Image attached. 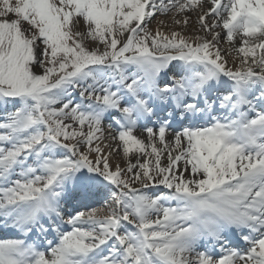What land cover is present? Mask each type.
Here are the masks:
<instances>
[{"label":"snow or ice","instance_id":"obj_1","mask_svg":"<svg viewBox=\"0 0 264 264\" xmlns=\"http://www.w3.org/2000/svg\"><path fill=\"white\" fill-rule=\"evenodd\" d=\"M0 229V264H264V0H0Z\"/></svg>","mask_w":264,"mask_h":264},{"label":"bare ground","instance_id":"obj_2","mask_svg":"<svg viewBox=\"0 0 264 264\" xmlns=\"http://www.w3.org/2000/svg\"><path fill=\"white\" fill-rule=\"evenodd\" d=\"M192 20H193V23L190 24L186 30H184L182 28H176L174 25H172V22L169 16H167L166 18V17H162L161 15H158L149 27L153 30V33H155V31L157 30L158 24L162 21L163 24L166 26L160 27L159 28L160 31L167 33L170 30H175L178 32H183V34L187 36V35L195 34V16L192 17ZM224 46L227 47V44H225ZM137 135H139V133H137ZM99 206L100 205H98V207ZM0 234H3V233L0 231Z\"/></svg>","mask_w":264,"mask_h":264},{"label":"rangeland","instance_id":"obj_3","mask_svg":"<svg viewBox=\"0 0 264 264\" xmlns=\"http://www.w3.org/2000/svg\"><path fill=\"white\" fill-rule=\"evenodd\" d=\"M162 17H166V18H167V16H162ZM155 19H156V18H154V19L152 20V22H153ZM152 22H151V23H152ZM150 25H151V24H150ZM150 25H149V26H150ZM94 206L98 207V205H94ZM9 237H12V236H9ZM9 237H6V238H9Z\"/></svg>","mask_w":264,"mask_h":264}]
</instances>
